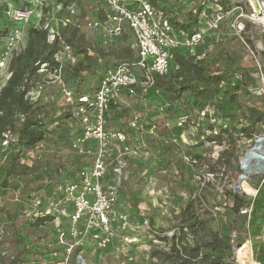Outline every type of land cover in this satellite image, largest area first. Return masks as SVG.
<instances>
[{"label":"rangeland","instance_id":"rangeland-1","mask_svg":"<svg viewBox=\"0 0 264 264\" xmlns=\"http://www.w3.org/2000/svg\"><path fill=\"white\" fill-rule=\"evenodd\" d=\"M224 1L228 11H218L223 17L218 29L210 28L212 17L206 23L199 24L204 31L202 44L197 47L201 54L200 60L206 59L212 74L226 69L230 70L231 75L236 68L249 71L257 69L258 76L252 72L256 84L249 87L257 88L264 84V0H257L262 8L260 14L252 0ZM11 2L16 8L26 4L25 0ZM181 2L185 4L182 7L183 16L190 12L196 15L198 7L204 4V0ZM206 6L218 10L215 2L208 1ZM77 11L81 15L77 20L80 34L90 47L89 53L93 60L87 61L84 54H77L73 49V57L83 60L85 64L83 71L77 72L74 66L55 73L40 70L46 75L28 93V97L43 113L46 137L20 160L31 170L25 175L9 178L6 187L3 168L15 149L8 143L0 146V168L3 167L0 170V232L4 229L6 233L0 235V264H55L77 242L80 245L70 253L72 264L78 263L79 256H82L85 264H163L161 259L151 260L148 254L154 249L169 251L170 246L157 237H172L175 234L180 225L176 216L190 200H195L200 217L208 220V229L196 237L189 234V244L192 245L195 238L200 242L207 241L208 232L214 231L230 243L234 241L241 245L245 242L241 240L245 237L246 225L242 217L239 218L232 211L233 194H241L248 201L256 198L264 201V175L251 177L242 186V192L237 193L235 189L243 173L241 162L256 138L264 137V125H259L254 137L248 139L239 131L242 125L233 127L229 120L218 118L214 108L208 107L205 113L209 117H202L199 109L190 110L182 105L183 102L173 105L169 113L161 116L157 108L164 103L171 104L167 97L156 95L147 99L141 95L132 99L125 97L120 104L121 111H112L108 116L106 127L127 137L123 145L113 141L117 153L124 155L127 164L123 174L115 176L113 169L116 168V162L109 158L105 183L118 185L121 195L117 211L131 212L125 223L116 224L110 245L105 249L98 248L87 239L77 241L70 236L60 243V228L55 223L43 227L34 225L32 215L25 212L31 210L29 205L34 196L58 197L54 194L55 186L77 180L80 171L91 167L93 163L92 156L80 157L72 148L74 140L83 134L84 128L69 117V102L63 89L88 93L96 87L100 74L107 67L125 58L123 54L134 58L137 56L135 40L128 27H125L124 35L120 38L108 40L99 30L87 25L96 11L90 0H81ZM217 14L215 12L213 15ZM5 22L7 19L0 18V27L5 26ZM8 36L6 32H0V55L6 50ZM16 47L20 49L19 44ZM10 75L9 64L4 68L0 65V89L7 84ZM241 100L246 107H257L264 111V95H243ZM139 115L145 119V126H158L156 135L145 136L140 130L129 126ZM179 119H184L186 124L182 135L177 138L172 130L181 121ZM210 125L214 127L212 130ZM227 127L230 129L228 132L220 131ZM218 134L220 138L217 139ZM207 136H211L213 141H209ZM87 148L93 150L97 145L90 142ZM130 217L135 223L134 227L129 226ZM247 222L250 225L248 252L251 249L255 251L264 243V209L255 219L250 220L248 217ZM62 223L65 225L66 221ZM234 230H238L236 238ZM54 253L56 256L52 257ZM241 254L248 259V264H253L252 254L251 259L244 250L239 252ZM233 255L236 259V253Z\"/></svg>","mask_w":264,"mask_h":264},{"label":"built area","instance_id":"built-area-1","mask_svg":"<svg viewBox=\"0 0 264 264\" xmlns=\"http://www.w3.org/2000/svg\"><path fill=\"white\" fill-rule=\"evenodd\" d=\"M67 1L70 0H25L24 6L16 8L10 0H0V5L8 3L5 15L14 23L7 39L6 50L0 55L2 68L9 64L13 53L18 49L16 46L19 44L20 49L24 46L27 35L25 30L30 26L47 31L50 44L59 40L63 50L57 55L56 60L61 63V67L65 61L76 62L77 58L71 53L73 47L64 42L61 28L71 23V18L66 14L63 16L62 12L80 15L77 11L79 3L74 2L66 7L64 4ZM90 1L95 5L96 11L95 17L87 21V25L99 30L108 40L120 38L124 35L125 27H128L135 40L137 56L132 60H121L107 67L101 76L99 86L88 93L77 96L70 89H63L69 102L68 106L71 108V119L76 120L79 126L84 128L83 134L74 140L72 148L80 157L92 156L93 163L91 167L80 171L77 180L55 186L54 194L58 197L34 196L29 205L31 210H25V212L32 215L33 223L37 218L53 217L54 220L49 223H55L56 227L60 228V243H64L65 238L70 236L78 239L77 241L87 239L98 248L105 249L110 245L118 223H125L129 215L121 214L116 209L120 197L118 185L105 183L109 158L116 162L115 176L120 177L127 164V159L122 153H117L116 145L113 143L117 141L119 145H123L127 137L121 132L115 133L106 127L109 106L114 105L120 108L125 97L132 99L141 95L147 99L154 88V76L168 75L173 51L187 50L191 56H196V49L204 39V31L200 30L193 34L186 31L177 32L171 24V16L151 5L149 0H136L135 3L132 0ZM208 7L213 9V13L209 15L205 10L201 18L206 23L207 19L212 17L210 28L218 29L219 22L223 18L218 11L223 9L216 5L218 10H215L213 6ZM215 12L218 14L213 15ZM35 20L37 21L34 22ZM20 22H23L21 27L18 26ZM63 56L67 58L64 59ZM202 56L204 57L205 54ZM197 58L200 59L201 56ZM241 78L242 75L236 73V79ZM249 90L252 96H263L264 84ZM154 92L157 95L161 94L158 89ZM170 108L171 106L166 103L157 109L161 116H165L170 112ZM205 110L201 113L202 117L208 116ZM179 120L181 121H178L176 125L180 128L185 127L184 119ZM144 122H146L145 119L139 115L130 122L129 126L137 131L140 130L145 136L156 135L158 126H145ZM90 142H94L97 148L88 149ZM252 210L253 206H250L243 208L240 213L250 216ZM63 220L66 221L65 225L62 223ZM0 233L1 236L6 234L4 229ZM234 235L236 238V233ZM231 244L233 254L237 255L236 259L234 258V264H248V259H245L242 254L239 255L241 250L250 249L248 240L241 245L234 241ZM78 245L80 244L77 242L67 249L66 255L55 264H72L70 253ZM250 254H252L251 250ZM52 255L55 257L56 253ZM254 264L260 263L255 260Z\"/></svg>","mask_w":264,"mask_h":264},{"label":"trees","instance_id":"trees-1","mask_svg":"<svg viewBox=\"0 0 264 264\" xmlns=\"http://www.w3.org/2000/svg\"><path fill=\"white\" fill-rule=\"evenodd\" d=\"M132 1L135 3L136 0ZM149 1L158 10L171 16V24L177 32L186 31L189 34L201 30L199 24L203 23L201 15L205 10H207L209 15L213 13V9L206 6V2H215L216 6L228 11L227 3L224 0H204V4L198 7L196 15L190 12L183 16L181 13L185 4L181 0ZM74 2L80 3L79 0H70L64 5L68 7ZM7 6V2L0 5V18L7 19L6 25L0 27V32H6V36L9 35L14 27V23L5 15ZM64 12L62 14H66L71 18V23L61 28L64 42L68 46H72L75 53L84 54V59L92 61L93 57L89 53L90 47L84 43V38L80 34L77 23L81 15H72V13ZM2 28L5 30L3 31ZM25 31L27 34L25 44L20 50H16L13 53L9 62L11 75L7 80V84L0 89V146L8 143V146L15 149L10 154L7 166L2 167L5 173V187L9 182V178L25 175L31 170V167L22 164L20 160L25 157L28 151L35 149L46 137L43 129V113L35 107V103L30 101L28 93L42 81V77L46 75L43 72L55 73L72 66L75 67L77 72L85 69L83 60H79V58L74 63L65 61L61 67V63L56 60V57L63 50V46L60 45L58 39L50 44L47 31L35 26H30ZM196 52V56H191L187 50L173 51L168 75L165 77L154 76L155 83L153 90L150 91V96L167 97L171 107L183 102L182 105L186 106V108L190 110L199 109L202 112L210 106L214 108L218 118L229 120L233 127L242 125L239 131L248 139H252L259 125H264V111L257 107H246L241 97L250 95L249 87L255 85L257 81L253 77V74L258 76L257 69L249 71L244 68H236L234 71L231 70L232 75L229 74L230 70L226 69L225 71H219L218 74H212L209 71L206 59L200 60L197 58L201 55L199 48H197ZM122 56L125 57L123 60H132L134 58L129 57L127 54ZM173 66L176 69H172ZM43 69L45 71L40 72ZM103 73L104 71L99 76L98 84L92 90L99 86ZM236 73L241 74L242 78L236 80ZM156 89L160 91V95L154 92ZM74 94L80 96L85 93L74 92ZM117 109L119 108L114 105L109 106L107 120L110 112L119 113L121 111ZM70 110L71 108L69 107V117L72 116ZM209 128L212 130L214 127L210 125ZM229 130V127H227L225 129L221 128L220 131L225 133ZM172 131L177 138H180L183 128L175 126ZM10 135L12 138L9 139ZM216 138H220V134ZM207 139L213 141L211 136H207ZM2 168H0L1 171ZM233 199L232 211L239 218L242 217L245 224L248 217L250 220L255 219L259 212L264 209V201L261 198L248 201L241 194H233ZM250 206H253L250 216L240 214L243 208ZM198 211L195 200H190L176 216L180 225L175 234L172 237L165 235L157 237L158 240L170 246L169 251L154 249L150 252V257L161 259L163 264H234L232 244L218 232L209 231V239L207 241L200 242L195 238L194 243L192 245L189 244V234L196 237L198 233L208 229V220H203ZM53 220L54 218L51 216L37 218L34 221V225L41 227ZM248 222L251 223L252 221ZM255 254L256 261L264 264V244L257 249Z\"/></svg>","mask_w":264,"mask_h":264},{"label":"bare ground","instance_id":"bare-ground-1","mask_svg":"<svg viewBox=\"0 0 264 264\" xmlns=\"http://www.w3.org/2000/svg\"><path fill=\"white\" fill-rule=\"evenodd\" d=\"M252 2H253V6L257 9L258 14H260L262 12L261 5L259 4L257 0H252ZM262 152H264V140H261L260 143L257 144V148L252 150L249 153L248 158H246L245 156V158L242 160L243 161V167H242L243 173L241 176H244L246 179L241 180L242 182L241 189L243 185L247 184L248 180L251 177H255V175H264V160H263ZM248 250L249 249H246L244 251H246V254H249V259H251L250 257L251 254H250V251L248 252ZM81 264H84V263H81Z\"/></svg>","mask_w":264,"mask_h":264},{"label":"water","instance_id":"water-1","mask_svg":"<svg viewBox=\"0 0 264 264\" xmlns=\"http://www.w3.org/2000/svg\"><path fill=\"white\" fill-rule=\"evenodd\" d=\"M18 26L19 27L23 26V22L18 23ZM261 140H264V137L263 136L256 138V140L254 141L253 148L250 151H247L246 152V154H245L246 158L249 157V153L252 150H254V149L257 148V144H259ZM262 156H263V160H264V152H262ZM242 167H243V161L241 162V169H242ZM244 179H246L244 176H241L239 178V182L237 183V185L235 187L237 193L242 192V189H241L242 182H241V180H244ZM78 259L79 260H78V263L77 264H81V263H84L85 264V260L84 259H82V258H78Z\"/></svg>","mask_w":264,"mask_h":264},{"label":"crops","instance_id":"crops-1","mask_svg":"<svg viewBox=\"0 0 264 264\" xmlns=\"http://www.w3.org/2000/svg\"><path fill=\"white\" fill-rule=\"evenodd\" d=\"M117 110H120V108L119 109H117ZM114 170V169H113ZM50 191V190H49ZM53 193V192H52ZM121 193V192H120ZM121 195V194H120ZM183 208H184V206H183ZM121 214H129V213H131L130 211H125V212H120ZM130 215V214H129ZM135 223H134V221H131V217H130V220H129V226L130 227H134L135 225H134ZM153 224V223H152ZM246 225V228L244 229V234H243V236H245L241 241H246V240H248V238L250 237V230H249V228H250V225L248 224V222L245 224ZM132 230H134L133 228H132ZM160 230V229H159ZM235 232L234 233H236V234H238V230H234ZM128 233V232H127ZM129 234H131V233H129ZM239 236H241V234L240 235H238V237ZM132 238V237H131ZM262 244H264V243H262ZM259 248V247H258ZM257 248V249H258ZM257 249L254 251V250H252L251 249V251H252V254H253V264H254V262H255V260H256V254H255V252L257 251ZM152 251V250H151ZM150 251V252H151ZM150 252H149V254H150ZM246 252V251H245ZM149 254H148V257H150L149 256ZM150 259H151V257H150ZM152 260V259H151Z\"/></svg>","mask_w":264,"mask_h":264}]
</instances>
